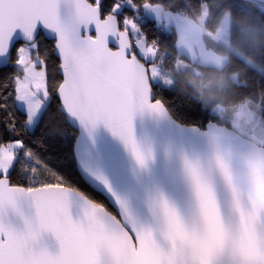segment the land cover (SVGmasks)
Instances as JSON below:
<instances>
[{
    "label": "snow or ice",
    "instance_id": "6c2138e0",
    "mask_svg": "<svg viewBox=\"0 0 264 264\" xmlns=\"http://www.w3.org/2000/svg\"><path fill=\"white\" fill-rule=\"evenodd\" d=\"M140 11L0 0V264H264V167L157 90Z\"/></svg>",
    "mask_w": 264,
    "mask_h": 264
},
{
    "label": "trees",
    "instance_id": "16d2710c",
    "mask_svg": "<svg viewBox=\"0 0 264 264\" xmlns=\"http://www.w3.org/2000/svg\"><path fill=\"white\" fill-rule=\"evenodd\" d=\"M146 2L170 12L180 11L200 23L205 46L225 54L224 64H201L178 53L175 29L162 27L145 15L142 6ZM225 13H229L228 46L214 36ZM140 17V24L148 31L146 44L155 45L153 62L171 80L169 86L153 82L158 91L173 96L177 105L205 112L206 123L228 127L229 121L213 113V107L250 101L260 107L258 118L264 126V81L259 79L264 72V0H141Z\"/></svg>",
    "mask_w": 264,
    "mask_h": 264
},
{
    "label": "crops",
    "instance_id": "0c3cea01",
    "mask_svg": "<svg viewBox=\"0 0 264 264\" xmlns=\"http://www.w3.org/2000/svg\"><path fill=\"white\" fill-rule=\"evenodd\" d=\"M155 12V15H152L153 17L151 18H154L158 25L165 28L172 26L175 29L177 34L176 49L178 53L185 54L190 60H196L201 64L213 65L216 67H221L224 64L227 58L225 54H219L205 46L202 39V27L200 23L190 21L189 18L180 11L170 12L162 8V10L157 9ZM229 28V13H225L214 36L227 46L229 45ZM144 50L150 58V66H154L155 64L158 73H160L157 63L153 62L155 57L154 48L145 44ZM155 82L159 83V81ZM217 105L220 104H216L213 108ZM237 106L238 105L232 107Z\"/></svg>",
    "mask_w": 264,
    "mask_h": 264
},
{
    "label": "water",
    "instance_id": "95a60500",
    "mask_svg": "<svg viewBox=\"0 0 264 264\" xmlns=\"http://www.w3.org/2000/svg\"><path fill=\"white\" fill-rule=\"evenodd\" d=\"M207 124L212 126L216 134L215 140L220 151L226 158L234 162L237 172L247 175L253 169L264 167V146L253 142L248 137L241 135L224 124H218L213 121L207 122ZM87 145L88 141L85 137L84 146L87 147ZM43 243L51 251H55L58 248V244L51 234L44 238Z\"/></svg>",
    "mask_w": 264,
    "mask_h": 264
},
{
    "label": "rangeland",
    "instance_id": "374dc122",
    "mask_svg": "<svg viewBox=\"0 0 264 264\" xmlns=\"http://www.w3.org/2000/svg\"><path fill=\"white\" fill-rule=\"evenodd\" d=\"M162 7L158 4L144 3L142 6L143 13L148 17L155 15V10ZM189 18V17H188ZM190 21H193L189 18ZM150 75L153 82L159 81L160 84L169 86L171 80L169 77L158 73L157 68L150 66ZM218 106V107H217ZM213 108V112L221 118L227 119L235 131L251 139L253 142L264 145V126L259 121V106L250 101H244L237 107H225L217 105ZM260 123V124H259Z\"/></svg>",
    "mask_w": 264,
    "mask_h": 264
},
{
    "label": "built area",
    "instance_id": "2783aa9c",
    "mask_svg": "<svg viewBox=\"0 0 264 264\" xmlns=\"http://www.w3.org/2000/svg\"><path fill=\"white\" fill-rule=\"evenodd\" d=\"M155 45L153 44V47H154Z\"/></svg>",
    "mask_w": 264,
    "mask_h": 264
}]
</instances>
